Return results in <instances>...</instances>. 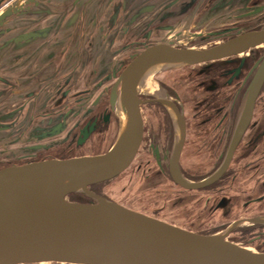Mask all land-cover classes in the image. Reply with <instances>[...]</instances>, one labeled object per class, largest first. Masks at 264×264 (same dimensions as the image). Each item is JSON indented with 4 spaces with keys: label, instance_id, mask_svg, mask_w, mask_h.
<instances>
[{
    "label": "flooded vegetation",
    "instance_id": "af4514ba",
    "mask_svg": "<svg viewBox=\"0 0 264 264\" xmlns=\"http://www.w3.org/2000/svg\"><path fill=\"white\" fill-rule=\"evenodd\" d=\"M8 1L0 0V6ZM63 21L60 31L0 66V168L105 152L118 131L110 88L137 51L161 40L187 46L186 32L205 42L188 46L202 48L264 28V0H78ZM263 56L264 44L155 74L161 96L142 94L140 146L116 177L127 172L130 182L138 177L144 186L168 187L184 196L192 215L235 218L211 229H188L193 232L212 234L236 220L264 218V81L248 123L232 143L243 94ZM178 116L184 129L177 158L181 175L198 182L225 165L202 187L183 188L171 175ZM108 181L88 188L136 210L126 193L105 191ZM82 195V202H92ZM255 229L264 235V223L237 226L229 234Z\"/></svg>",
    "mask_w": 264,
    "mask_h": 264
},
{
    "label": "water",
    "instance_id": "95a60500",
    "mask_svg": "<svg viewBox=\"0 0 264 264\" xmlns=\"http://www.w3.org/2000/svg\"><path fill=\"white\" fill-rule=\"evenodd\" d=\"M77 1H8L0 9V66L12 64L17 54L60 31L67 7ZM48 16L49 22L42 27L41 21ZM262 44L264 28L208 47L161 40L137 51L110 88L111 104L114 109L118 105L123 121L118 117L117 135L108 150L0 168V264H264V251L228 239L237 226L263 224L264 218L236 220L220 232L201 234L127 208L88 188L116 177L134 159L143 135L144 92L139 86L152 69L158 68L150 77L154 82L160 71L219 60ZM263 81L264 56L243 94L233 144L251 117ZM169 109L176 117V110ZM183 130L180 120L171 175L183 188L202 187L218 178L225 165L202 181L185 179L177 166ZM71 193L84 194L92 202L68 200Z\"/></svg>",
    "mask_w": 264,
    "mask_h": 264
},
{
    "label": "rangeland",
    "instance_id": "374dc122",
    "mask_svg": "<svg viewBox=\"0 0 264 264\" xmlns=\"http://www.w3.org/2000/svg\"><path fill=\"white\" fill-rule=\"evenodd\" d=\"M4 4L1 6H4ZM197 31H199V29H197ZM201 33H205V30H202ZM149 34V32H146L145 37L147 38ZM185 34V36L188 37L185 40L189 42L183 43H186L187 46L205 44V42H202L200 39L196 40L197 33H194L196 35H190L187 32ZM126 173L127 172L108 181L102 185V187L109 194L123 192V194L126 193V195L132 197V202L129 201L128 203H130L131 207L136 209V211L146 213L147 215H151L192 230L211 229L213 226H222V224L230 223L235 219L232 217L203 218L199 217L195 213L192 215L193 211L190 209V203L187 202V200L185 202L182 201L184 199L183 195H173L169 192L170 188L164 186H144L142 185V179L138 177H135L133 182H130L129 175ZM181 201L183 203L179 205ZM228 239L252 250L264 251V235L256 229L254 232L246 230L234 231L229 234ZM41 264L49 263L44 262Z\"/></svg>",
    "mask_w": 264,
    "mask_h": 264
},
{
    "label": "bare ground",
    "instance_id": "6f19581e",
    "mask_svg": "<svg viewBox=\"0 0 264 264\" xmlns=\"http://www.w3.org/2000/svg\"><path fill=\"white\" fill-rule=\"evenodd\" d=\"M158 70V68H154L152 69L148 75L142 80L140 86H139V90L141 92H144V93H149V94H152L156 97H159L161 96V93L160 91L157 89L156 87V84L151 81L150 77ZM115 113L117 114V116L120 118L121 121H123V115H122V112L120 111L118 105H116L115 107ZM44 263V262H43Z\"/></svg>",
    "mask_w": 264,
    "mask_h": 264
},
{
    "label": "trees",
    "instance_id": "16d2710c",
    "mask_svg": "<svg viewBox=\"0 0 264 264\" xmlns=\"http://www.w3.org/2000/svg\"><path fill=\"white\" fill-rule=\"evenodd\" d=\"M82 198H83V195L80 193H71L67 196L68 200L79 201V202L83 201Z\"/></svg>",
    "mask_w": 264,
    "mask_h": 264
}]
</instances>
